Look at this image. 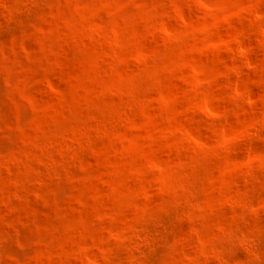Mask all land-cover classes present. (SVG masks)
Listing matches in <instances>:
<instances>
[{"label": "rangeland", "instance_id": "obj_1", "mask_svg": "<svg viewBox=\"0 0 264 264\" xmlns=\"http://www.w3.org/2000/svg\"><path fill=\"white\" fill-rule=\"evenodd\" d=\"M0 264H264V0H0Z\"/></svg>", "mask_w": 264, "mask_h": 264}]
</instances>
